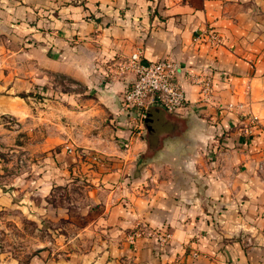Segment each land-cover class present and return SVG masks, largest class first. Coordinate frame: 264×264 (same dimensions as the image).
I'll list each match as a JSON object with an SVG mask.
<instances>
[{"label":"crops","instance_id":"1","mask_svg":"<svg viewBox=\"0 0 264 264\" xmlns=\"http://www.w3.org/2000/svg\"><path fill=\"white\" fill-rule=\"evenodd\" d=\"M136 50L210 74L211 104L182 82V113L151 106L136 129L119 101L132 77L118 67ZM26 53L39 73L83 84L67 106L80 122L50 140L74 153L53 152L38 201L0 185V218L40 227L58 213L74 228L48 234L29 264H264V0H0L1 77L19 76ZM60 181L81 194L57 206L45 192ZM0 264L15 263L0 253Z\"/></svg>","mask_w":264,"mask_h":264},{"label":"rangeland","instance_id":"2","mask_svg":"<svg viewBox=\"0 0 264 264\" xmlns=\"http://www.w3.org/2000/svg\"><path fill=\"white\" fill-rule=\"evenodd\" d=\"M15 64L16 61L4 69L14 73ZM1 71L0 68V74ZM82 91L83 84L71 78L39 73L27 53L19 76L9 74L2 78L0 75V185L6 187L12 201L22 198L29 204L38 201L39 180H49L48 172L53 168L49 159L53 152L60 153L65 148L64 144L50 145V140L64 137L68 125L80 122L77 114L71 113L79 112L78 109L71 111L67 106H74L68 104V99L79 100ZM78 153L87 155L79 149ZM47 189L46 201L56 202L57 206L66 205L72 195L81 194L79 186L70 187L63 181L53 191ZM47 215L48 212L42 215L40 227L27 215L9 213L7 218H0V253L9 263L29 264L39 247L46 244L48 234L58 229L63 233L75 232L59 219L58 213L57 220Z\"/></svg>","mask_w":264,"mask_h":264},{"label":"built area","instance_id":"3","mask_svg":"<svg viewBox=\"0 0 264 264\" xmlns=\"http://www.w3.org/2000/svg\"><path fill=\"white\" fill-rule=\"evenodd\" d=\"M204 36L211 46L220 45L221 39L212 29L208 28ZM197 40L198 37L194 39V41ZM118 67L121 76L130 75L132 77L129 86L119 96V101L121 108L130 114L131 122L136 129H142L146 112L151 106H158L172 115L182 113L186 107L182 82L198 86L202 103L209 105L212 102L213 82L210 74L194 75L167 58L146 61L141 50H136L120 60ZM257 126V118L251 117L249 119L250 128H247L245 134L251 136L250 129H256ZM65 150L70 154L74 153L71 147H66ZM156 238L163 246L170 236L158 234Z\"/></svg>","mask_w":264,"mask_h":264}]
</instances>
